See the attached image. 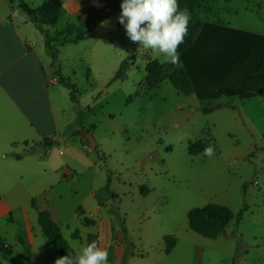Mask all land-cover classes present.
Returning a JSON list of instances; mask_svg holds the SVG:
<instances>
[{"label": "rangeland", "instance_id": "obj_1", "mask_svg": "<svg viewBox=\"0 0 264 264\" xmlns=\"http://www.w3.org/2000/svg\"><path fill=\"white\" fill-rule=\"evenodd\" d=\"M94 1L79 3L74 21L87 39L78 47H65L63 56L74 72L58 77L73 85L82 140L86 142L84 131L91 133L99 148L90 153L92 163H86L89 168L79 177L56 172L51 165L45 175L44 166L37 165L25 168L31 174L21 178L17 173L23 171L9 164L16 161L0 164V193L14 207L0 219V234L13 251L10 260L1 253L0 264H25L20 255L28 256L30 248L19 239L30 235L35 264H55L58 257L38 222L40 207L53 210L77 254L88 244L87 233L95 232L83 226L78 209L96 220L98 203L105 199L102 190L108 199L102 214H110L123 232L119 264H264V139L254 141L231 112L204 114L169 82L145 90L150 61L164 64L166 71L177 64L171 66L161 54L130 41L118 22L122 0ZM27 4L37 8L41 0ZM235 11H240L237 19ZM193 15L202 21L264 23V0H200ZM124 60L130 65L126 77L113 81ZM212 121L218 124L213 127ZM197 141L211 145L214 155H189L188 145ZM37 154L44 156L43 149ZM211 203L229 207L236 216L243 213L217 239L201 237L188 225L190 210ZM76 231L80 239L73 238ZM168 236L178 242L170 254L165 252Z\"/></svg>", "mask_w": 264, "mask_h": 264}, {"label": "crops", "instance_id": "obj_2", "mask_svg": "<svg viewBox=\"0 0 264 264\" xmlns=\"http://www.w3.org/2000/svg\"><path fill=\"white\" fill-rule=\"evenodd\" d=\"M44 1L41 0V5ZM85 1L95 3L94 0H63L57 24L45 26L44 31L54 37L69 23H77L74 20L81 9L79 3ZM239 13L234 12L236 19ZM108 18L99 21L90 32L96 31ZM234 22L218 18L203 20L195 42L179 55L177 66L183 67L189 75L194 92L187 97L195 101L198 109L201 110L203 103H209L216 109L208 115L233 113L236 115L235 122L244 125L256 141L264 139V23L261 20L256 24L253 21L247 24L239 20ZM80 43L60 46L56 65H53L46 52L44 34L28 20L17 3L0 0V164L9 159L16 161L17 164H9L23 171L17 173L21 178L31 174L25 168L32 169L34 166L37 169V165L44 166L45 175L51 165L56 172L79 177L89 168L86 163H92L90 153L95 149L76 135L79 130L74 115L76 102L60 85L58 77L60 74L69 78L74 72L66 64L70 59L64 58L63 50L68 45L78 47ZM217 124L212 121L211 125L215 127ZM38 148L44 151V156L39 158ZM3 172L0 171V176ZM8 173L6 171L5 175ZM101 192L105 199H100L98 203L96 220L93 218L95 215L91 213L88 216L85 210L79 208L83 218L94 221L88 226L82 224L95 230L87 233L88 243L98 241L108 251V264H119L118 250L123 245V232L117 228L110 214H102L101 206L107 196L103 190ZM95 194L92 193L98 197ZM0 197L1 219L14 207L10 198H3L1 193ZM32 203L35 207L36 201ZM42 211H48L59 226L60 222L50 207H40L39 212ZM0 240L9 249V254L4 256L9 259L8 256L13 253L11 245L1 234ZM19 240L30 248L28 256L20 255L25 264H35L34 237L30 235L29 239ZM54 253L58 257L57 250L54 249Z\"/></svg>", "mask_w": 264, "mask_h": 264}, {"label": "trees", "instance_id": "obj_3", "mask_svg": "<svg viewBox=\"0 0 264 264\" xmlns=\"http://www.w3.org/2000/svg\"><path fill=\"white\" fill-rule=\"evenodd\" d=\"M10 3H17L18 8L27 16L28 20L41 32L44 34L45 48L48 56L52 59L53 65H56V60L59 55V47L66 44L72 43L77 44L80 41L87 39V32L83 30L82 26L77 23H69L64 29L59 31L54 37H51L47 32L44 31L45 26L56 25L60 17L63 0H45L43 4L37 9L31 8L27 4V0H9ZM180 8H187L191 13V21L188 26V34L185 37V42L179 46V55L184 51L189 49L198 34L200 33L203 21L196 18L193 12L199 7L200 0H178ZM171 66L173 64L171 63ZM130 65L127 61H123L120 69L113 78V81L123 80L126 77L127 71ZM145 90L152 91L158 88L161 84L169 82L174 89L183 96H189L194 92L193 84L189 78L188 73L183 67H174L170 71L165 70V65L157 60L150 61L145 68ZM60 76V74H58ZM60 82L71 90V99L74 101L76 98L75 91L73 90V85L67 83L62 78ZM132 99V98H131ZM131 99L129 102H131ZM216 106L209 103H203L201 105V111L204 114L213 112ZM78 136H82L79 131H77ZM83 138V137H82ZM86 144H89L88 140H85ZM205 145L201 141L196 143H190L188 145V153L191 156L202 155ZM99 148L96 147L95 150ZM20 159L19 156H15ZM110 193L109 186L105 189ZM143 192V191H142ZM144 193V192H143ZM1 200V197H0ZM244 210H247L245 206ZM81 216L83 212L81 209L78 210ZM243 213L241 212L237 216L234 212L227 206L220 204H207L204 207L194 208L188 213V225L191 231L200 235L201 237L207 239H217L222 234L225 233L228 226L233 220L240 222L242 220ZM39 225L48 238L50 245L57 250L58 257H62L71 253L75 256L74 249L70 246L67 240L62 235L60 227L52 220L51 215L48 211H42L39 213L38 219ZM94 223V221L83 218V224L88 226ZM79 232L76 231L73 234V238H78ZM166 243V254H170L177 245V240L168 236L165 238ZM7 256L9 254V249L4 246L0 240V254Z\"/></svg>", "mask_w": 264, "mask_h": 264}, {"label": "clouds", "instance_id": "obj_4", "mask_svg": "<svg viewBox=\"0 0 264 264\" xmlns=\"http://www.w3.org/2000/svg\"><path fill=\"white\" fill-rule=\"evenodd\" d=\"M120 7L118 22L131 42L161 54L166 62L178 63V49L185 42L191 21L189 9H181L178 0H122ZM203 154L212 157L214 148L205 147ZM108 255L107 249L93 240L75 256L58 257L55 264H108Z\"/></svg>", "mask_w": 264, "mask_h": 264}, {"label": "water", "instance_id": "obj_5", "mask_svg": "<svg viewBox=\"0 0 264 264\" xmlns=\"http://www.w3.org/2000/svg\"><path fill=\"white\" fill-rule=\"evenodd\" d=\"M84 138H86L92 148L98 147V143L95 141L93 135L91 133L83 132Z\"/></svg>", "mask_w": 264, "mask_h": 264}]
</instances>
